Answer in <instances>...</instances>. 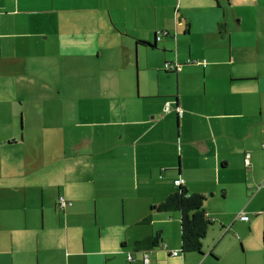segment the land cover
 Segmentation results:
<instances>
[{"label": "crops", "instance_id": "crops-1", "mask_svg": "<svg viewBox=\"0 0 264 264\" xmlns=\"http://www.w3.org/2000/svg\"><path fill=\"white\" fill-rule=\"evenodd\" d=\"M170 2L0 0L4 133L18 129L16 109L28 105L38 120L45 118L31 130L46 131L48 106L65 97L49 90L51 65L85 58L135 71L123 80V90L101 97L113 102L109 112L118 119L108 124L107 141L77 144L103 155L105 171L93 178L98 185L89 192L77 187V177L65 189V150L28 156L36 141L25 134L21 141L16 133L2 136L8 147L26 145L24 166L16 167L9 155L11 167L0 170V264H145L146 255L149 264H224L216 247L184 253L181 215L158 210L179 192L178 180L190 195L206 198L204 209L224 235L238 224L256 231L264 218V42L234 44L240 29L230 26L225 2L260 6L264 0ZM164 62L185 68L164 72ZM39 160L42 170L34 164ZM60 198L73 206L61 211ZM150 240L158 241L143 247ZM227 253L233 258L227 264H251L234 245Z\"/></svg>", "mask_w": 264, "mask_h": 264}, {"label": "rangeland", "instance_id": "rangeland-1", "mask_svg": "<svg viewBox=\"0 0 264 264\" xmlns=\"http://www.w3.org/2000/svg\"><path fill=\"white\" fill-rule=\"evenodd\" d=\"M173 1L171 0L170 4ZM225 5L228 8L231 7L230 10L232 11V15L229 18L230 26L240 29L239 32L234 33V44L242 46L264 42V19H262L264 15V3L256 6L249 3L234 2V4H229V2H225ZM259 12L262 15L260 18H258ZM241 18L243 19L242 25H240ZM168 23L169 20L164 19L163 27H166ZM229 33L233 32L229 31ZM225 37L230 41L229 34H226ZM199 39L198 34H194L193 42L196 43ZM180 41L183 42L182 38ZM158 60L163 61V57ZM100 62L102 61L96 62L81 58L73 63L61 62L57 67L51 65L48 68L50 71L49 90H62L64 91L65 97L63 99L58 98L54 104L48 106L45 112L47 120L46 131L31 130V127H34L36 124H45V118L43 119V116L38 115V120L35 114H32L35 107L31 105L16 109L19 111L17 115L18 129L16 131H6L7 133H4V129H0V139L5 134L16 133L20 141L23 137L22 134L36 141L32 146L27 147L26 151L28 156L53 157L58 155V151L65 150L67 153L65 170L68 178L65 189H69L72 186L74 177H77L76 184L80 189H89V192L97 188V180L95 179L94 182L92 180L105 171L104 161L102 160L103 155L99 152L95 154L99 148L92 149L85 147L83 146L85 143H83L81 145L83 147L80 149L81 146L77 144L81 141L85 142V140L92 139H97V141L101 140L102 142L107 141L106 128L108 124H113L118 119H115L109 112L113 102L108 98L101 97L110 92L113 93L117 90H123V80L129 79L131 74H135V71L131 70L122 72L118 67L105 68L100 65ZM167 64L172 63H163L162 69L164 72H166L165 66ZM191 64L198 63L189 60L188 65ZM175 65H179L181 70L185 68L180 62H176ZM106 69H111V71H106ZM29 98V95H25L22 99L30 104ZM18 101L20 102L21 100L18 99ZM79 123H91L89 125L90 129L79 128L77 126ZM26 125L28 129L25 130L24 127ZM112 133L113 131H109L108 135ZM1 144L3 148L0 151V155L5 159L0 160V170H3L4 167H11V161L7 158L9 155L16 167L19 165L24 166L25 151L22 149H25L26 144L21 142L18 146L12 147H8L7 143ZM74 146H78V148L75 149ZM6 150L10 152L5 153ZM34 164L39 170H42L44 166L41 160L35 161ZM74 186L76 187V185ZM84 192H87V190ZM233 245L238 250V253L241 252L242 254L243 245L247 254H243V257L247 256L251 264L254 261H257L255 264H264V218L259 220L255 232H251L245 225L238 224L227 235H224V230L221 229L219 223H214L209 231L208 237L203 241V246L206 250L210 249V247H216V250L223 254L225 258L224 264L233 260L227 253Z\"/></svg>", "mask_w": 264, "mask_h": 264}, {"label": "trees", "instance_id": "trees-1", "mask_svg": "<svg viewBox=\"0 0 264 264\" xmlns=\"http://www.w3.org/2000/svg\"><path fill=\"white\" fill-rule=\"evenodd\" d=\"M180 70L167 72L177 73ZM205 200L206 198L204 196L190 195L184 187H180L179 192L169 196L167 200L158 207V210L161 212L179 213L181 215L182 245L184 253L203 254V241L213 226L212 222L216 221H213L206 213L204 209ZM72 206L73 204L67 208ZM67 208L62 209L60 207L61 211ZM144 222H149V219H146ZM157 241H146L143 247H153L157 244Z\"/></svg>", "mask_w": 264, "mask_h": 264}, {"label": "built area", "instance_id": "built-area-1", "mask_svg": "<svg viewBox=\"0 0 264 264\" xmlns=\"http://www.w3.org/2000/svg\"><path fill=\"white\" fill-rule=\"evenodd\" d=\"M161 39H162V36H160V37L158 38L159 41H160ZM165 69H166V71H172V72H173V71H178V70H180V66H179V65H175V64H167L166 67H165ZM170 111H171V106L168 105L167 108H166V112H167V113H170ZM177 111H178V113H179L181 116L183 115L182 110H181L180 108H178ZM246 164H247V165H250V161H249V159L246 160ZM176 185H177L178 187H183V186H184V181H183V180H178V181L176 182ZM59 205H60V207H61L62 209H65V208H67L68 206H71L72 203L68 202L65 198H60ZM239 218H240L242 221H249V220H250V218H249L247 215H245V214H241V215L239 216ZM213 221H215V219H213ZM174 255H177V253H175ZM133 260H134L133 257H132V256H129V261L132 262ZM145 264H149V258H148V255L145 256Z\"/></svg>", "mask_w": 264, "mask_h": 264}]
</instances>
